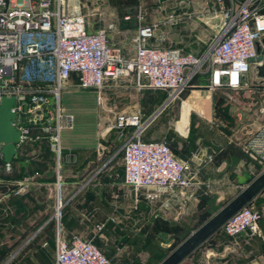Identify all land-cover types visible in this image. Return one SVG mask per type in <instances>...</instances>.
Here are the masks:
<instances>
[{
    "label": "built area",
    "instance_id": "1",
    "mask_svg": "<svg viewBox=\"0 0 264 264\" xmlns=\"http://www.w3.org/2000/svg\"><path fill=\"white\" fill-rule=\"evenodd\" d=\"M218 3L223 13L224 0ZM123 18L129 20L130 15ZM136 19L134 57L129 60L119 46L108 42L105 29L88 32L81 0H0V100L15 97L14 125L21 133L17 146L34 135L42 136L56 157L54 264H113L92 240L65 232L61 134L73 127L74 117L63 111L61 92L71 78L78 87L100 93L106 80L132 72L138 89L166 91L167 105L204 70L210 73V89H238L246 85L244 76L252 65L263 63L258 58V41L264 36V0H238L235 11L200 55L149 44L155 25L142 24L141 12L136 13ZM50 101L55 113L53 124L38 111ZM152 119L145 121L139 111L118 113L115 118L117 130L133 129L122 146L124 182L136 193L144 190V196L151 200L163 193L186 195L193 178L190 163L177 159L164 141L141 139ZM243 150L250 159L264 161V120L246 138ZM3 167L9 171L11 162L4 161ZM261 216L259 210L246 205L221 229L230 237L244 232L254 235ZM103 227L97 223L95 230Z\"/></svg>",
    "mask_w": 264,
    "mask_h": 264
},
{
    "label": "crops",
    "instance_id": "2",
    "mask_svg": "<svg viewBox=\"0 0 264 264\" xmlns=\"http://www.w3.org/2000/svg\"><path fill=\"white\" fill-rule=\"evenodd\" d=\"M228 2L229 0H224L225 6H228ZM81 3L88 32L105 29L108 42L119 46L124 58L132 59L138 27L136 16L131 15L129 20H125L124 15L118 18L115 8L109 7L105 0H81ZM224 9L227 11L226 7ZM201 19L208 26L196 27L194 30L193 25L185 24L174 31L162 30L163 35L166 33L172 38L170 39L172 46L183 48L185 51L191 50L190 52L200 55L206 51L205 46L212 40L213 35L218 34L221 24L227 21L228 17L227 13L213 10L206 12ZM142 24L151 23L145 22L143 16ZM160 31L158 28L155 29L153 37L148 42L157 47L168 48L166 47L168 42L161 43L157 40ZM260 41L259 54L263 48ZM258 58L260 59V56ZM254 67L253 64L244 76L246 85L230 89L250 97V100L243 99L242 102L239 101L240 103L258 104L254 112L259 118L248 125L251 127L248 131L251 132L264 120V115L258 114L261 110L264 111V101L251 97V94L261 92V86H254L258 82L257 79H260V72L253 70ZM132 76L135 81L134 73ZM209 77L208 70L201 72L196 86H190L195 88L190 89L187 99L182 100L180 104L174 128L181 132L183 138L187 136L191 120L193 123L195 119L211 122L215 110L229 102L226 98H220L218 93L229 89H210ZM75 82V79L71 78L67 86L78 87ZM64 90L61 95L67 98L71 91ZM228 114L231 115V110ZM183 116L186 118V124L181 130L179 125ZM153 118L152 120H155L157 117ZM128 128L131 127L125 128L117 137L118 140H123L122 146L132 136L133 131L128 132L126 130ZM85 129L86 126L81 120L74 117L73 127L63 130L61 134L64 158L60 171L65 182L66 232L83 238L89 237L91 240L95 235L93 234L95 225L103 223L104 228L110 230L107 233L113 237L112 243L123 246L119 259L114 252L108 255L113 264H158L160 261L157 263L156 258L164 254V246L167 244L165 240L181 235L187 227V219L196 212L201 213L202 209L207 211L208 205L201 206L200 201H194V197H190L191 188L183 196L178 193L176 196L163 193L160 198L153 200L144 196V190L136 193L124 182L122 146L120 148L115 146V139H111L110 136L105 138V135H91V131L88 129L87 133ZM141 139L152 140L142 135ZM231 142L234 141L229 139L222 145L231 149ZM209 144L214 143L211 141ZM242 151L243 155L235 157L230 155L228 150L226 153L228 155L225 157L220 155L213 161L212 155L209 156L211 162L206 165L209 173L215 175L214 179L219 178L220 173L228 176L236 174L241 177L247 175L249 157L245 155L243 146ZM176 154L182 160L195 159V156L189 157L180 151ZM3 163L2 156L0 264H54L52 212L57 165L47 139L34 135L24 140L17 146L9 171L4 170ZM216 182L213 181V185H217ZM214 204L217 205L216 202ZM247 205L262 213L256 234L244 232L236 237H230L223 234L220 228V234L214 233L209 236L180 264H264L263 190Z\"/></svg>",
    "mask_w": 264,
    "mask_h": 264
},
{
    "label": "rangeland",
    "instance_id": "3",
    "mask_svg": "<svg viewBox=\"0 0 264 264\" xmlns=\"http://www.w3.org/2000/svg\"><path fill=\"white\" fill-rule=\"evenodd\" d=\"M105 1L109 7L115 8L118 18H122L125 14L136 16L135 13L141 12L145 22L151 23L155 25V29L158 28L161 30L160 35H157V40L159 42H168L166 47L179 48L183 51H185V49L172 46L173 44L170 40L172 38L167 36L166 33L163 35V32H166V29L170 31L177 30L179 29L178 27L185 24L193 25L192 27L194 30H196V27L208 26L201 19L203 15L213 10H216L218 13L220 12L218 0H165L163 2L159 0ZM237 2L238 0H229L228 6H225L224 3V8L226 7L227 11L224 9L223 13L227 12V17H230L232 12L235 11ZM223 24L224 23L221 24V27ZM217 28H219V25ZM194 30H192V32H194ZM214 38L215 36L213 35L212 40L205 46L206 50L210 47ZM259 40H261L259 42L260 45H263L259 54L260 60H263V63L261 65L254 64L255 67L253 70H258L260 72V79H257L258 82H256L257 84L254 86H261V92H255L251 94V97H256L258 101H264V36ZM192 86H196V84ZM65 87V90H63L71 91V93L67 98H63V94L61 95V106L63 111L72 114L73 117H77L78 120L80 119L81 123L86 126L85 132L89 129L91 135H105V138L110 136L111 139H115V146L119 148L122 146L123 140L120 141L117 139L121 131L114 127L117 114L139 111L142 114V118L145 121H149L167 99L166 92L163 90L150 88L138 89L135 86V81H133L132 72L121 74L116 79L106 80L100 93L95 89H86L76 86ZM193 88L195 87L184 90L178 98L165 105L155 116L157 118L151 120L153 122L151 123L150 121L142 133V136L145 138L166 142L177 159L190 163L193 176L192 185L190 186L192 189L190 197H194V201H200L201 199L208 201L207 213H204L205 211L202 212V214L196 212L197 215L194 213L193 216L187 219V227L181 235L165 240L167 244L164 246V254L174 250L178 244L187 238L186 236H189L190 233L204 224L214 213L264 171V161L258 162L248 158L250 166L246 170L247 175L241 177L236 174H230L228 176L220 173L219 178L214 179L215 175L209 173L208 166L206 165L210 164L209 162H211V160L213 161L215 157L218 158L220 155H224L223 157H225V155H228L226 154L228 150L232 156L237 157L241 154L243 155V143L251 133V131H248L251 128L248 125L259 118L254 112L258 104L247 105V103H240L243 99L250 100V97L246 95L243 96L235 90L218 91L220 98H226L229 102L226 105L219 106L215 110L214 119L211 122H204L203 120L197 121L198 119H195L193 123L191 120L187 136L183 138L180 135L181 132L179 133L174 128V122L179 116L182 100L187 99L190 89ZM229 110H231V115L228 114ZM38 111H41L48 124H53L55 113L51 101L46 106H43L42 110L38 109ZM22 113L23 112H21V116L23 115ZM263 113L264 111L261 110L258 114L262 116L264 115ZM197 122L198 124L196 125ZM126 130L128 132L133 131L131 128ZM229 139L234 141L231 142V149L222 145ZM211 141L214 144H209ZM177 151L189 157L195 156V159L182 160L178 158L176 154ZM211 155L212 159L210 160L208 157ZM213 181L214 183L217 181L216 183H218V186L213 185ZM215 202L217 205L214 204ZM94 231L93 234H95V238L93 237L91 239L92 242L105 255L108 256L114 252L119 259L120 249L123 248V246L112 243L113 237L107 233L110 230L108 231L103 227L101 231ZM216 231L214 232L215 234L213 233L214 235L220 234V230ZM111 232H113V230ZM87 238L90 239L89 237ZM157 260L158 257L156 261Z\"/></svg>",
    "mask_w": 264,
    "mask_h": 264
},
{
    "label": "water",
    "instance_id": "4",
    "mask_svg": "<svg viewBox=\"0 0 264 264\" xmlns=\"http://www.w3.org/2000/svg\"><path fill=\"white\" fill-rule=\"evenodd\" d=\"M163 2L165 0H159ZM167 100L158 109L155 117L166 105ZM15 97L3 96L0 100V150L3 159L11 162L17 152L20 141V130L14 125L16 112L14 110ZM264 189V171L255 177L242 191L213 214L204 224L192 232L174 250H172L158 264H180L211 234L220 229L222 224L237 210L246 206L258 193Z\"/></svg>",
    "mask_w": 264,
    "mask_h": 264
},
{
    "label": "trees",
    "instance_id": "5",
    "mask_svg": "<svg viewBox=\"0 0 264 264\" xmlns=\"http://www.w3.org/2000/svg\"><path fill=\"white\" fill-rule=\"evenodd\" d=\"M200 74V73H199ZM199 74H197L193 79H192V81L190 82V85L185 89V90H187L190 86H192L193 84H197V82H198V75ZM225 89H228V88H225ZM166 92V91H165ZM166 96H167V92H166ZM170 147V146H169ZM245 155H247L246 153H245ZM202 204L203 205H205V204H207L208 205V201H204L203 199H201L200 200V205L202 206ZM248 206V205H247ZM65 209H66V207H64V209H63V223H64V227H65ZM205 211V212H204ZM202 212H204V213H207V211L206 210H203L202 209ZM202 212H201V214H202ZM103 229V228H102ZM101 229V230H102ZM219 230V229H218ZM221 230V232L223 233V234H225L223 231H222V229H220ZM65 232H66V229H65ZM217 232V231H216ZM66 234L68 235V236H70V234H68L67 232H66ZM226 235V234H225ZM187 237V236H186ZM53 239H54V231H53ZM107 256V255H106ZM167 256V254H163L162 256H159L158 257V260H157V263L159 262V261H161L162 259H164L165 257ZM108 257V256H107ZM109 258V257H108ZM157 259V258H156ZM110 260V259H109ZM111 261V260H110Z\"/></svg>",
    "mask_w": 264,
    "mask_h": 264
},
{
    "label": "bare ground",
    "instance_id": "6",
    "mask_svg": "<svg viewBox=\"0 0 264 264\" xmlns=\"http://www.w3.org/2000/svg\"><path fill=\"white\" fill-rule=\"evenodd\" d=\"M185 124H186V118H185V116H183L182 120L180 121V125H179L181 130H183V127Z\"/></svg>",
    "mask_w": 264,
    "mask_h": 264
}]
</instances>
